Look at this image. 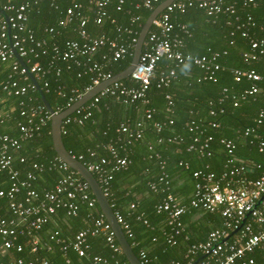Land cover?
<instances>
[{"label": "trees", "instance_id": "1", "mask_svg": "<svg viewBox=\"0 0 264 264\" xmlns=\"http://www.w3.org/2000/svg\"><path fill=\"white\" fill-rule=\"evenodd\" d=\"M122 1L123 3L120 4V0H109L106 7L107 16L104 17L101 24H97L95 22L96 11L95 9L89 10L86 5L87 0H60L57 9L51 8L50 3L46 0H41L36 5L29 0H0V10L3 9L5 14H10L5 10L8 5L30 3V11L27 13L28 28L34 32L36 37L46 39L47 52L46 54L39 53L38 57L29 55L24 58V62L28 66L38 63L43 68H48L52 62L55 69H60L59 75L52 69L51 73L46 76L48 88H44L41 80L38 81L45 97L55 111L66 110L68 98L70 96L78 98L92 84V74L84 73L83 63L85 60L80 59L78 65L52 59L55 46L62 48L67 40H81L78 35L79 24L77 21L65 28L57 27L59 20L64 16L59 11L65 12V9L75 3L86 5L82 11L88 19L86 28L91 35H105L118 39L120 43L129 44L132 39L139 37L142 26L153 9L144 8L145 0ZM221 1L224 6H233L235 14L223 11L209 16L203 9L191 8L185 13L173 15L175 26L177 24L186 25L187 32L190 34L180 32L185 42V54L194 57L219 54L217 62L221 64L222 69L217 72L214 80H205L204 73L200 68L192 62H186L177 68L178 78L169 88H157V81H153L149 92L150 105L146 107L156 109L152 120L144 118L145 107L141 102L137 101L128 106L115 97L106 96L93 109L90 118L83 119L82 123L72 121L64 127L66 133L62 137L66 149L77 159L84 156L88 161H98L102 157L110 156L108 151L110 145L116 147L121 145L119 140L124 137L119 131L121 124H128L133 129L136 122L144 123L142 140L130 148L132 151V154L129 155L131 163L126 170L114 173L109 184L108 200L114 212L121 214L132 229L133 237L130 238L126 235V238L135 254L141 259L140 251L146 252L150 262L145 264H171L172 262L189 264V259L186 257L189 248L194 244L204 242L211 231L223 226L224 219L219 211L212 213L189 206L196 183L193 173L207 165H209L210 171L215 173L225 170L227 152L222 140L237 141L236 155L247 162L248 166L244 174L247 182L261 174L254 164L264 160V152L260 151L256 143L250 142L252 137H244L242 133L246 128L255 125L259 112L264 109V97L261 94L253 96L239 102L235 107L232 96L239 95L251 86V82L245 79L241 82L235 81L233 70L252 68L264 77L263 61L246 63L242 57L243 53L249 49V38L262 36L264 0H255V6L244 5L246 0ZM137 4L140 5L139 8H136ZM118 7H120L119 10ZM4 16V13L0 11V24L4 21ZM134 17H138L139 20L132 23ZM239 25L243 26L248 37L242 36L241 30L237 29ZM50 27L57 28L58 33L54 35L45 33V30ZM232 32L233 35H231ZM102 54H110L108 47L99 48L94 59L100 61L104 71L111 72L112 75H118L125 71L132 61V55H127L117 61H107L102 60ZM15 62L17 59L12 56L7 62L0 64V90L3 85L12 80L10 77L13 76ZM165 65L163 61L159 64V68L162 69ZM21 82L27 85L31 84L32 80L28 78L25 82ZM127 82L128 79H124V83ZM259 85L264 86V82ZM225 89L226 93H224ZM60 91L65 94V97L59 94ZM167 94H170L173 99L174 106L171 111H168L165 100ZM21 101H24L27 107L44 106L37 89L29 88L23 96L1 91L0 136L7 134L18 137L20 135L18 124L24 121L19 114ZM212 110L217 112L216 116L210 115ZM220 110H223L222 114ZM75 116L73 114L70 118L74 119ZM167 118L174 120L173 126H165L162 132L158 133L154 122L166 121ZM214 122L218 123L219 127H212L211 124ZM258 133L264 137V122ZM175 136H178L180 141L159 142L161 138ZM209 137H212V141L209 142V148L206 151H210L211 156L206 154L202 156L199 152L200 148ZM195 139L198 141L195 142ZM191 145L194 146V150H189ZM150 147H153L152 150ZM91 152L95 153L93 158H89ZM18 155L26 158V162L23 164L15 162V167L21 171L22 177L26 171L31 169L32 163L47 165L58 157L52 142L51 119L39 134L23 142V148L17 153ZM157 155L159 158L156 157ZM81 161L86 163L85 160ZM159 161L165 162L164 171L161 170ZM162 172L169 176L170 192L182 205L187 207L181 217L183 230L172 239L175 244L169 242L173 232L168 224L166 214L156 210L161 194L149 186L151 182H159ZM62 174L59 170H47L33 184V188L42 193L44 190L50 189L62 177ZM94 176L99 181V177ZM79 178L81 177L79 176ZM0 185L4 189L8 188L9 184L4 173H0ZM22 192L25 191H21L18 195L19 199L23 196ZM89 193L95 199L90 189ZM131 205H134V208H131ZM90 213L95 216L102 214L97 202L92 210L86 204L79 203V213L75 217L66 216L63 209H58L38 236L42 242H45L49 240V235L52 232L59 230L62 237L70 240L69 237L90 226ZM0 216L5 219L13 217L6 198H0ZM144 221H147V224ZM15 242L23 245L22 252L18 253L14 249L3 250L1 249L3 242L0 235V264L11 263L18 259H23L26 264L29 262L40 264L45 259L53 264H93V256L108 258L112 262L116 259L119 264H129L121 249L119 253H113L106 245L105 236L102 234L90 237V249L85 257H79L72 250L67 256H64L60 245L56 243H51V250L38 247V250L34 252L32 238L22 233H18ZM116 243L118 244L117 241ZM66 257L69 259V263L66 262ZM250 257L255 260L254 264H264V247L257 248Z\"/></svg>", "mask_w": 264, "mask_h": 264}, {"label": "built area", "instance_id": "2", "mask_svg": "<svg viewBox=\"0 0 264 264\" xmlns=\"http://www.w3.org/2000/svg\"><path fill=\"white\" fill-rule=\"evenodd\" d=\"M35 5L41 0H29ZM50 3L51 8H58L60 0H46ZM164 0H145L143 6L146 9H155ZM123 1L120 0V4ZM109 0H87L86 5L89 10L95 9L97 17L95 22L101 24L104 17L107 16L106 7ZM86 5L75 3L73 6L65 9V12L59 11L62 18L58 22L59 28H65L77 21L79 24L78 35L81 40H67L62 48L55 46L53 49L54 61L72 62L79 65V60H85L83 63L84 73L92 74V84L85 89V93L91 91L94 87L102 84L105 81L111 80L115 75L111 72L104 71L102 63L95 61L94 56L98 54L99 48L108 47V54H102V60L117 61L125 58L127 55H133L134 47L137 39H132L131 43H120L118 39L110 38L105 35H91L87 30L88 19L83 14V9ZM244 5H256L255 0H246ZM140 5L137 4L136 8ZM200 8L206 11L207 15L212 16L223 11L235 14L233 6H224L221 0H174L166 6V8L158 15L148 32L146 41L143 46L142 53L138 63L135 66L133 73L124 80L114 81L101 92L95 95L91 100L83 106L76 109L71 115L75 114V118H70L71 115L63 120L61 132L66 133L64 127L72 121L82 123L83 119L92 116L93 109L99 104L100 100L106 96L115 97L123 104L131 106L132 104L141 102L145 107L144 118L152 120L155 108L150 105L149 92L154 80L157 81V88H169L172 83L177 80V68L186 63L192 62L200 68L204 73L205 80H214L218 71L222 69L221 64L217 62L218 53H213L209 56H192L184 53L185 42L182 33H187V26L184 24L173 23V15L176 13H185L188 9ZM120 7H118V10ZM5 10L10 14H5L4 21L0 24V64L7 62L12 56L14 48L19 57L24 60L29 55L46 54L47 41L45 38H38L34 32L28 28V16L30 11V3L25 2L19 5H8ZM138 17L132 18V23L138 21ZM251 20V18H249ZM238 30H241L243 37H248V34L243 30V26L239 25ZM57 28L50 27L45 30V33L54 35ZM262 36L260 38H249V49L243 53V60L246 63L263 61L264 63V27L261 28ZM129 32V30H128ZM190 35V34H189ZM233 35V32L231 33ZM233 44V42H231ZM132 51L130 52V50ZM165 62V66L160 69L159 64ZM26 65V64H25ZM20 66V70H19ZM52 69L56 74H60V69H55L52 65L48 68H43L38 63L31 66L23 67L19 61L13 65V76L10 82L3 85L1 91L8 94L14 93L16 96H23L28 89H36L35 84H23L30 78L29 74L33 75L36 81L41 80L44 88H48L49 84L45 80L46 76L51 73ZM19 70V71H18ZM234 79L241 82L243 79L251 82V86L244 90L239 95L232 96V101L235 107L239 102L247 100L253 96L261 94L264 97V77L255 69H235L233 70ZM31 79V78H30ZM39 84V83H38ZM226 89L224 93H226ZM60 95L65 97L61 91ZM83 94V95H84ZM83 95L78 98L73 96L68 98L67 108L76 103ZM167 101L168 111L173 108V99L170 94L165 96ZM223 99L221 100V102ZM24 101L19 103L20 116L24 119L18 124L20 135L12 137L10 135L0 136V173H4L7 178L8 188L4 189L0 185V198L8 200V207L13 215L10 219H5L0 216V235L2 238L3 250L14 249L20 253L23 251L22 244H16L18 233L25 234L32 238V250L35 252L38 247H43L51 250V243L60 245L61 252L67 256L69 251L75 252L79 257H85L90 249L89 239L97 235H104L106 245L113 251L119 253L120 246L116 243V237L111 229L110 224L106 221L103 213L95 216L89 214L91 220L90 226L78 231L71 240L61 236V232L56 230L49 235V240L42 242L38 234L44 226L49 222L50 217L54 215L58 209H63L66 216L75 217L79 213V203L86 204L92 210L95 208L96 199H93L89 193L88 184L81 178L79 174L71 169L59 157L44 165L37 162L32 163L31 169L23 175L21 171L15 167V162L23 164L26 162L24 156H17L23 148V142L31 139L34 135L39 134L41 129L47 125L51 115L45 106L35 105L27 107ZM58 113V111H56ZM223 113V110H220ZM215 110L210 111L211 116H216ZM264 122V109L259 112L255 125L246 128L243 131L244 137H252L250 142L256 143L261 152H264V137L258 133L260 126ZM174 120L167 118L166 121L154 122L156 131L161 133L165 126H173ZM194 124V123H192ZM191 124V125H192ZM212 127L217 128L219 124L214 122ZM144 123L138 121L133 129L128 124H121L119 131L124 137L119 140V147L110 145L108 158L102 157L98 161L86 160L84 156H80L78 160H85L82 163L93 174L99 177V184L108 198L109 184L114 177L115 172L126 170L131 163L129 155L132 154L131 146L142 140L144 136ZM192 130V128H190ZM176 142L180 141L178 136L161 138L159 142ZM198 139H195L197 142ZM212 137L205 140L200 148V154L211 156L209 142ZM222 143L227 152V159L224 165L225 170L221 173L210 171L209 165L203 169L196 170L193 173L196 179L193 196L189 206L195 209H200L208 212L219 211L224 219V224L221 228L211 231L204 242L192 245L187 253L189 264H254L255 260L250 255L259 247H264V160L254 164L260 175L247 182L245 172L248 169L247 162L236 155L237 141L233 139L222 140ZM153 147H150L152 150ZM191 145L189 150H194ZM121 151V154H120ZM95 156L91 152L89 158ZM156 157L159 158L157 155ZM162 171H164L165 162L159 161ZM47 170H59L62 172V177L48 190L39 193L33 188V184L39 180V177ZM168 175L164 172L159 177V182H151L149 186L152 190L159 191L161 198L156 206L159 213H165L168 224L172 228L173 235L169 242L175 244V235H179L183 230L181 221L182 215L186 208L176 197L170 192V182ZM160 188H159V187ZM21 191H25L21 199ZM134 208V205H131ZM116 219L120 224L125 235L132 238L133 232L130 226L126 223L121 214H117ZM147 224V221H144ZM197 258V256H199ZM141 262L149 263L150 260L144 250L140 251ZM67 258V257H66ZM69 263V259H66ZM93 264H119L118 260H112L101 256H93ZM1 264H26L23 259H18L11 263ZM27 264H34L29 262ZM40 264H53L45 259ZM171 264H182L180 262H172Z\"/></svg>", "mask_w": 264, "mask_h": 264}, {"label": "water", "instance_id": "3", "mask_svg": "<svg viewBox=\"0 0 264 264\" xmlns=\"http://www.w3.org/2000/svg\"><path fill=\"white\" fill-rule=\"evenodd\" d=\"M174 0H164L161 4H159L150 14V16L145 21L142 26L141 32L137 39V42L134 47L132 61L130 66L123 71L122 73L115 75L111 80L105 81L102 84L94 87L91 91L85 93L76 103H74L71 107L67 108L63 112H56L50 105L49 101L45 97L40 85L36 81L33 75L29 74L31 80L36 86V89L41 95L42 101L46 109L51 115V136L52 142L55 152L57 156L65 162L71 169L76 171L81 179H83L89 186L93 196L95 197L97 204L100 207L101 212L103 213L106 221L110 224L111 229L113 230L116 240L125 256L129 264H143L138 256L135 254L132 246L130 245L128 239L124 231L122 230L120 224L117 222L115 212L110 204L108 198L104 194L99 182L95 178V176L87 169V167L78 160L75 156H73L65 147L62 137V124L63 120L75 112L76 109L83 106L86 102L91 100L95 95L101 92L108 85L113 83L114 81L124 80L128 78L134 71L135 66L138 63L139 57L142 53L144 43L146 41L149 30L152 27L153 22L158 17V15L166 8L168 4H170ZM196 1H205V0H196ZM13 49V53L19 63L26 67L25 62L22 58L19 57L17 51Z\"/></svg>", "mask_w": 264, "mask_h": 264}, {"label": "crops", "instance_id": "4", "mask_svg": "<svg viewBox=\"0 0 264 264\" xmlns=\"http://www.w3.org/2000/svg\"><path fill=\"white\" fill-rule=\"evenodd\" d=\"M70 238L72 239V238H73V236L69 237V239H70ZM71 239H70V240H71Z\"/></svg>", "mask_w": 264, "mask_h": 264}]
</instances>
